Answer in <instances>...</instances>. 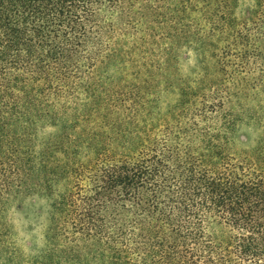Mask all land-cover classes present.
<instances>
[{
  "label": "trees",
  "instance_id": "trees-1",
  "mask_svg": "<svg viewBox=\"0 0 264 264\" xmlns=\"http://www.w3.org/2000/svg\"><path fill=\"white\" fill-rule=\"evenodd\" d=\"M235 11L231 0H0V254L11 194L29 189L47 195L49 216L24 264H264V133L244 154L221 142L246 115L227 102L264 97V0ZM216 37L220 81L159 128L143 125L138 85L96 76ZM47 126L62 128L41 137ZM83 148L95 157L80 160Z\"/></svg>",
  "mask_w": 264,
  "mask_h": 264
},
{
  "label": "rangeland",
  "instance_id": "rangeland-1",
  "mask_svg": "<svg viewBox=\"0 0 264 264\" xmlns=\"http://www.w3.org/2000/svg\"><path fill=\"white\" fill-rule=\"evenodd\" d=\"M256 0H231L236 5V14L251 6ZM240 15V14H239ZM221 40L211 38L208 42L192 43L191 47L171 44L170 51L156 66H136L132 63L117 66H99L96 71L101 83H110L127 88L138 85L143 104L141 119L145 125L159 128L167 120L174 119L179 109L187 115L201 106V90H209L210 84L220 81L217 56ZM159 55H156V59ZM165 60V61H164ZM198 96V97H197ZM182 105V107H180ZM180 108H179V107ZM245 110L244 117L237 118L232 129L222 133L221 142L225 150L233 154H244L255 149L264 133V97L241 96L227 102L226 110ZM61 126H47L39 131L41 137L52 136L61 131ZM81 130L82 127L77 128ZM83 148L80 160L89 161L94 152ZM55 192H64L67 183L56 181ZM12 201L6 210L5 226L9 234L4 238V252L0 254V264H24L27 259L44 247L43 236L48 228L49 198L40 193L23 189L11 194ZM15 250L16 254L9 257Z\"/></svg>",
  "mask_w": 264,
  "mask_h": 264
}]
</instances>
